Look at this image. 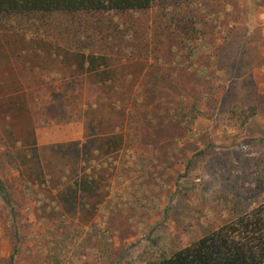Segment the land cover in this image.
Instances as JSON below:
<instances>
[{
  "label": "trees",
  "instance_id": "obj_1",
  "mask_svg": "<svg viewBox=\"0 0 264 264\" xmlns=\"http://www.w3.org/2000/svg\"><path fill=\"white\" fill-rule=\"evenodd\" d=\"M208 1L0 0V33L36 39L37 47L61 59L73 75L90 78L122 104L117 120L88 114L84 140L40 145L26 90L15 82L1 88L7 92L0 97V154L48 215V264H78L75 255L89 249L101 264H118L113 219H144L157 206L153 173L172 157L157 147L159 130L188 136L204 115L201 100L190 95L163 109L160 94L169 68L160 52L168 45L179 61L181 53L198 59L214 47L223 13L213 12ZM167 39L174 44H162ZM123 52L149 62L133 89L120 75L132 74L129 65L120 70L114 60ZM214 93L210 86L207 102ZM232 112L242 127L257 114L255 106ZM0 192L10 195L1 176ZM153 253L147 264H264V201L197 241Z\"/></svg>",
  "mask_w": 264,
  "mask_h": 264
},
{
  "label": "rangeland",
  "instance_id": "obj_2",
  "mask_svg": "<svg viewBox=\"0 0 264 264\" xmlns=\"http://www.w3.org/2000/svg\"><path fill=\"white\" fill-rule=\"evenodd\" d=\"M207 6L223 13L212 49L198 59L181 53L179 61L168 45L160 52L169 68L160 94L163 109L190 95L201 100L204 115L188 136L174 128L159 130L157 147L171 152V164L153 173L157 206L144 219L127 214L113 219L118 264H147L155 250H177L264 201V0H209ZM36 41L20 32L0 33V91L11 82L26 90L40 145L84 140L90 113L118 119L122 104L115 94L73 75ZM114 60L120 70L129 65L132 74L120 72L128 89L149 64L125 52ZM210 86L215 93L207 102ZM254 106L257 114L242 127L232 111ZM0 176L10 193L0 192V264H48V215L1 154ZM75 260L101 264L93 249Z\"/></svg>",
  "mask_w": 264,
  "mask_h": 264
}]
</instances>
